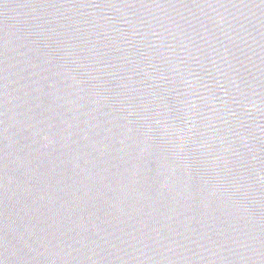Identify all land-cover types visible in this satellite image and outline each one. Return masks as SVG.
I'll return each instance as SVG.
<instances>
[{
  "label": "water",
  "instance_id": "water-1",
  "mask_svg": "<svg viewBox=\"0 0 264 264\" xmlns=\"http://www.w3.org/2000/svg\"><path fill=\"white\" fill-rule=\"evenodd\" d=\"M0 264H264V0H0Z\"/></svg>",
  "mask_w": 264,
  "mask_h": 264
}]
</instances>
